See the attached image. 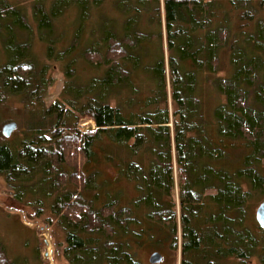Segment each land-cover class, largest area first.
<instances>
[{"label": "trees", "instance_id": "1", "mask_svg": "<svg viewBox=\"0 0 264 264\" xmlns=\"http://www.w3.org/2000/svg\"><path fill=\"white\" fill-rule=\"evenodd\" d=\"M106 3L32 5L47 58L72 55L68 102L39 109L32 101L15 132L22 137L0 139V176L34 183L32 205L53 199L73 264H143L136 250L157 234L173 252L180 242V264H264V231L249 219L264 190V0H121L120 19L101 13ZM67 12L76 15L71 52L55 38ZM29 31L26 7L0 0V103L6 92L23 97L45 82L22 42ZM91 31L95 42L83 41ZM82 42L80 58L95 74L79 86ZM138 72L148 77L146 95ZM83 118L96 129L82 132ZM102 163L114 179L100 184ZM113 183L131 185L134 197L110 191ZM0 264H17L1 243Z\"/></svg>", "mask_w": 264, "mask_h": 264}, {"label": "rangeland", "instance_id": "2", "mask_svg": "<svg viewBox=\"0 0 264 264\" xmlns=\"http://www.w3.org/2000/svg\"><path fill=\"white\" fill-rule=\"evenodd\" d=\"M14 3L20 2L21 5L26 7L28 23L30 24L31 31L22 35V42H28L31 46L30 61L36 65L37 75L44 74L45 82L41 85L39 92L33 91L32 95L25 96H10L9 92H6L5 101L0 103V139L2 127L9 122H16L20 125L22 121H27L29 112L26 109L32 106V101L36 104L35 108L39 109L42 106L45 109H50L55 104L67 105V98L64 96L66 92V84L68 78L66 76V64L72 58L70 54L60 55L58 61L54 59H48L46 56V43L41 40L39 32L37 30V22L34 20L31 14L32 5L37 0H10ZM47 7H49L53 0H45ZM121 0H107L105 7H103L101 13L105 14V17L114 19H120V13L115 9V5H120ZM104 6V5H103ZM76 15L74 13L67 12L63 18L57 23L56 28V40H59L60 48L67 52L73 50V37L76 35L75 28L71 30L73 20ZM87 26H89L87 24ZM152 31L156 32L159 28L154 24L151 26ZM95 33L86 32L83 35V41L94 40ZM1 41V40H0ZM95 42V40H94ZM82 44V45H81ZM80 44L77 51L74 52V56H77V63L75 68V80L79 86L85 85L95 72L91 70L90 66L80 58V54L88 46L84 42ZM166 49V46L164 44ZM72 48V49H71ZM160 42L153 41L150 44L151 54L154 58H158L161 55ZM2 43H0V53H2ZM168 57V55H167ZM28 60V59H27ZM28 60V61H29ZM103 69V68H102ZM103 73V70L101 74ZM36 75V76H37ZM135 80V78H134ZM136 84L140 88L141 93L146 95L150 89L148 77L145 73L138 72L136 77ZM41 94V96H40ZM5 95V94H4ZM115 98V97H114ZM39 101V102H37ZM115 104V100H112ZM24 123L22 129L24 127ZM78 128L82 132H92L96 129L95 123L89 119H80ZM22 134H13L9 140L12 144L15 138H21ZM235 158L241 157L240 152L235 154ZM103 174L99 178L101 184L104 180L113 178L112 170L106 165L100 166ZM36 179V178H35ZM114 179V178H113ZM112 179V180H113ZM111 180V181H112ZM13 185L9 184L4 176H0V243L5 247L9 258L17 264H73V256L70 257L66 252L67 243L65 239V231L62 224L58 221L61 219L56 216L53 217L50 212V204L52 205L53 199L45 200L44 204L32 205L31 197L35 200L32 192L29 190L33 187L32 184L25 179H13ZM100 186V185H99ZM110 191H116L122 189L124 191L123 197L128 201L134 197L133 187L125 183H113L108 188ZM106 190L103 189L100 192V198L102 203L106 202L105 199ZM176 200H178V192L176 191ZM264 202V190L258 191L252 201V207L249 214L250 223L257 224L255 219L256 209L259 204ZM107 203V202H106ZM38 204V203H37ZM97 207H101L97 205ZM164 236L157 234L152 241H148L143 247L136 250V257L143 264H150V257L153 253L158 252L162 254L163 261L160 264H180L181 262V246L179 242V249L177 252L171 251L168 247H162L157 244V240L163 239ZM156 243V244H155ZM247 264H261L259 260L254 257L247 260ZM224 264H239L238 261L230 260Z\"/></svg>", "mask_w": 264, "mask_h": 264}, {"label": "water", "instance_id": "3", "mask_svg": "<svg viewBox=\"0 0 264 264\" xmlns=\"http://www.w3.org/2000/svg\"><path fill=\"white\" fill-rule=\"evenodd\" d=\"M18 130L16 122L6 123L1 130V135L4 139H10L12 135ZM255 219L259 227L264 231V202H262L256 209ZM150 264H160L163 261L162 254L155 252L151 255Z\"/></svg>", "mask_w": 264, "mask_h": 264}, {"label": "flooded vegetation", "instance_id": "4", "mask_svg": "<svg viewBox=\"0 0 264 264\" xmlns=\"http://www.w3.org/2000/svg\"><path fill=\"white\" fill-rule=\"evenodd\" d=\"M258 224V223H257ZM259 226V225H258Z\"/></svg>", "mask_w": 264, "mask_h": 264}]
</instances>
